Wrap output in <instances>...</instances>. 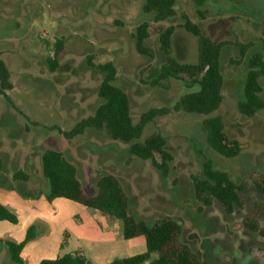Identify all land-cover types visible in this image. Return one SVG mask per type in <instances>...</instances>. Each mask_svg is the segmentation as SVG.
<instances>
[{
  "label": "rangeland",
  "instance_id": "rangeland-1",
  "mask_svg": "<svg viewBox=\"0 0 264 264\" xmlns=\"http://www.w3.org/2000/svg\"><path fill=\"white\" fill-rule=\"evenodd\" d=\"M144 1L0 0V55L13 84L6 91L10 102L0 95V200L13 206L5 205L18 217L17 223L0 221V264H16L3 241L21 240L29 226L34 237L22 251L23 264L81 250L90 257L82 231L120 235L122 222L93 217L64 198H46L39 154L48 148L61 151L76 166L88 194L95 193L100 176L109 174L119 181L132 214L148 222L176 220L181 242L201 253V264H264V209L256 231L243 225L254 204L264 202L254 188L241 192L243 206L231 214L216 201L202 205L192 188L193 178L203 176L206 159L235 181L264 169V110L244 117L236 104L248 60L264 46V0H207L203 15L192 0H177L173 21L155 20L144 12ZM183 15L221 44L223 101L215 115L225 135L238 142V154L226 158L211 150L200 127L202 116L181 110L156 117L140 137L160 133L166 138L171 159L164 178L149 160L130 154L127 143L110 138L104 129L65 137L62 131L91 115L99 103L103 74L86 66L87 57L95 65L115 66V83L129 97L134 123L151 108L171 107L179 96L197 89L188 87L185 75L159 78L166 55L158 36L167 27L173 26L170 55L180 62L196 59V39L181 27ZM142 22L148 26L146 55L137 51L133 36ZM18 171L23 179L13 177Z\"/></svg>",
  "mask_w": 264,
  "mask_h": 264
},
{
  "label": "trees",
  "instance_id": "trees-1",
  "mask_svg": "<svg viewBox=\"0 0 264 264\" xmlns=\"http://www.w3.org/2000/svg\"><path fill=\"white\" fill-rule=\"evenodd\" d=\"M202 14L207 0H192ZM177 0H145L143 10L152 14L155 20L173 21L176 15ZM181 27L196 39V59L192 62H180L170 55V42L173 26L164 29L158 36L159 48L165 59L160 67L159 78L175 79L185 75L189 79L188 87L197 85V89L185 93L171 106L151 108L141 114L134 123L130 115V101L127 94L115 83L116 68L111 62L93 64L92 57L86 58V66L103 74L97 87L99 103L93 113L80 119L69 131H62L68 139L82 135L87 129H104L114 139L128 144V152L140 159L149 160L164 178L171 155L166 148V138L155 133L140 140L147 123L156 117L172 111H184L202 116L201 130L206 145L219 155L230 158L238 154L239 145L228 138L224 132L221 118L215 115L223 101L224 77L219 62L221 44L201 31L200 27L186 15L181 17ZM147 23H140L133 36L138 52L146 55L145 44L148 36ZM52 66L56 65L51 60ZM51 70L52 67H51ZM10 70L0 55V95L10 102L6 91L12 89ZM238 112L244 117L254 116L264 110V46L248 60L242 97L236 101ZM41 174L48 186L46 198H64L80 204L90 211L122 222L121 235L124 239L136 236L144 238L143 252L112 259L107 264H201V253L183 244L180 240L182 227L174 219L162 218L148 222L130 212L126 197L119 181L112 175L100 176L96 181V191L88 194L78 178L76 166L59 150L44 149L39 154ZM2 166L0 164V170ZM202 177L193 178L194 197L204 206L216 201L222 211L231 214L235 208L243 206L241 192L253 187L258 196L264 199V169L252 172L249 176L235 181L227 171L214 168L209 160L202 165ZM14 178L23 179L19 171ZM1 179V176H0ZM264 202L258 201L253 209L246 213L243 225L247 230L256 231L259 227V215ZM0 221L17 223V216L0 203ZM33 226L26 229L24 238L19 242L4 240L9 259L23 264L21 251L34 237ZM37 264H92L78 252L66 253L55 258H43Z\"/></svg>",
  "mask_w": 264,
  "mask_h": 264
},
{
  "label": "crops",
  "instance_id": "crops-1",
  "mask_svg": "<svg viewBox=\"0 0 264 264\" xmlns=\"http://www.w3.org/2000/svg\"><path fill=\"white\" fill-rule=\"evenodd\" d=\"M0 202L4 206L10 205V204L8 205V204L4 203L2 200H0ZM10 207H11V205H10ZM83 208L88 212V214L89 213H95L96 215H94L93 217H96L98 219L99 218H105V219L108 218L107 216H102L95 211H90L85 207H83ZM17 219H18V217H17ZM116 221H118V220H116ZM82 234L85 237V241H86L88 249L90 251V257H87V258L91 261L92 264H107L114 258L131 256V255L143 252L145 250L144 238L142 236H136V237H133L130 239H124L121 235V229H120V235L118 237H116L110 231L109 232L107 231L104 234H98L97 236H89L88 233L83 232V231H82ZM24 236H25V234H24ZM24 236H23V238H24ZM21 240H19V241H21ZM19 241H17V242H19ZM24 247H23V249H24ZM23 249H22V251H23ZM22 251H21V255H22ZM81 253H82V250H81ZM55 257H52V258H55ZM21 258H22V256H21ZM41 259H43V258H41ZM41 259H39V260H41ZM37 262L35 264H37ZM145 263H147V262H145Z\"/></svg>",
  "mask_w": 264,
  "mask_h": 264
}]
</instances>
